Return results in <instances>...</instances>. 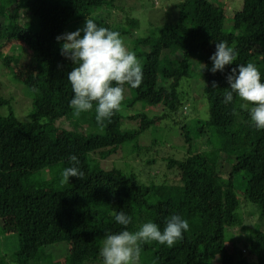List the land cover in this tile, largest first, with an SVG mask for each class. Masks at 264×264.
Masks as SVG:
<instances>
[{
    "label": "trees",
    "instance_id": "16d2710c",
    "mask_svg": "<svg viewBox=\"0 0 264 264\" xmlns=\"http://www.w3.org/2000/svg\"><path fill=\"white\" fill-rule=\"evenodd\" d=\"M128 5L127 0H0V49L8 47L2 68L27 79L32 103L21 119L15 93L6 98L7 83L0 79V106L10 109L0 114V242L11 230L18 236L10 259L5 251L0 264H103L99 253L106 234L134 232L149 221L163 231L172 215L186 219L189 230L172 247L143 244L153 250V264H264V129L251 119L254 105L235 93L224 103L230 91L226 77L233 68L238 74L239 64H255L264 83V0H243L231 17L224 0H177L170 10L175 19L145 35L136 32L142 22L127 12ZM119 12L126 21L119 20ZM87 18L119 32L142 63L141 85H124L121 110L104 127L97 124L95 104L74 118L67 74L76 65L61 55L56 39L83 28ZM221 41L238 56L213 73L211 56ZM203 52L199 72L209 116L188 119L190 92L181 88L182 80ZM17 65L33 71L31 83L20 79ZM138 102L163 103L158 121L167 118L166 128L184 140L185 157H161L164 176L158 181L142 180V170L104 162L157 123L147 113H123ZM62 118L70 125H58ZM126 121L137 126L125 127ZM72 155L85 177L61 183ZM58 164L59 175H43ZM170 170L177 181H170ZM121 211L132 217L126 229L114 219ZM61 243L65 252L57 257L52 249Z\"/></svg>",
    "mask_w": 264,
    "mask_h": 264
},
{
    "label": "clouds",
    "instance_id": "9594fccd",
    "mask_svg": "<svg viewBox=\"0 0 264 264\" xmlns=\"http://www.w3.org/2000/svg\"><path fill=\"white\" fill-rule=\"evenodd\" d=\"M56 39L62 42L61 55L76 65L67 74L74 92L70 101L74 118L91 111L95 104L97 124L104 127V121H110L121 110L124 85L129 84L133 88L141 85L143 71L140 59L126 47L119 32L98 27L90 18L86 19L83 28ZM237 56L227 41L216 43V51L211 56V71L223 72L225 65L233 64ZM226 79L230 91L225 93L224 103H231L235 93L242 101L254 105L249 109L251 119L258 129H264V83L257 66L251 62L239 64L238 74L237 68H233ZM212 87H217L215 81ZM70 160L72 166L63 170L61 183H69L70 177L79 180L85 177L78 158L72 155ZM114 219L125 229L132 222V217L123 211L114 214ZM188 230V221L179 215H172L163 231L158 224L149 221L134 232L122 230L118 234H106L99 254L103 264H138L143 244L155 241L172 247L183 239Z\"/></svg>",
    "mask_w": 264,
    "mask_h": 264
},
{
    "label": "rangeland",
    "instance_id": "374dc122",
    "mask_svg": "<svg viewBox=\"0 0 264 264\" xmlns=\"http://www.w3.org/2000/svg\"><path fill=\"white\" fill-rule=\"evenodd\" d=\"M177 0H127V3L129 4L127 6V12H132L138 14L139 19L142 22V25L139 30H136L139 34H147L152 29L164 26L167 22L174 20V14L171 10V7L174 3H176ZM226 4V10L228 15L230 17L233 15V10L235 8L241 9L243 5V0H224ZM119 20L123 21L125 19L124 14L122 12H119ZM155 27V28H153ZM143 30V31H142ZM126 47L130 50V44L127 41H124ZM20 45V44H18ZM21 47V46H20ZM8 50V47H2L0 49V79L6 82L7 84L3 85L2 93L5 95L6 98H9L10 91L15 93V100H14V110L16 114L21 118H27L29 112L32 110V103H31V97L28 94L27 90L28 87H25L27 85V79L24 81H20L18 78H16L13 74L9 73L8 68H2L3 63V57L6 55V51ZM20 52L16 51L15 53ZM206 52H203L199 56V60L195 62L187 75V77H184L182 80V89H188L190 92V99L187 107H184V113H186V116L188 119H193L196 117L200 118H206L209 116V100L207 98V95L204 91V78H202L201 73L199 72V68H202V61L205 56ZM196 60V59H195ZM32 66V64H30ZM15 70L17 71L18 75L20 76V79H24L25 77H28V80L30 82V79L32 78L33 71L29 70H23L21 71V68L17 65L15 67ZM26 71V72H25ZM24 73V74H23ZM23 74V75H22ZM31 83V82H30ZM185 86V87H184ZM24 99V101H23ZM31 104V106H30ZM190 104V107H189ZM22 106V107H21ZM24 106V107H23ZM123 113L124 114H132V113H147L149 116H155V123L152 125L149 129H147L145 132L141 134V136L138 138V142H132L130 144H125L124 149L120 150L117 154H113L112 156L108 157L104 162L107 163V166L110 167L112 165H117L120 168L124 169H135L137 171L141 172V178L144 181H150L155 180L158 181L164 176V166L165 162L161 160V157L164 155H172L176 158H183L186 155V152L184 151L183 147V137L181 136H175L176 131H169L166 127L168 126V119L162 118V120L158 121L160 118V113L165 112V109L163 108V103L159 105H153L150 103H143L138 102L132 107H124ZM10 111L9 105H2L0 106V114H7ZM160 115V116H159ZM181 115L177 117V119H180ZM135 122H129L126 121L124 126L125 127H136L137 125L134 124ZM60 126H69L70 122L68 119L62 118L57 122ZM176 125L172 127L175 128ZM153 141H156L154 144ZM166 142L167 144H164ZM139 144V145H138ZM149 147L151 148V151H147L145 148ZM141 153L138 154L139 150ZM153 157H157V161L155 163L147 164L145 161L148 159H151ZM143 162H145V165L143 167ZM62 172L61 165H56L53 168H48L43 171V175L46 178H54L55 176L59 175V173ZM170 181H177L178 177L177 175L172 171H167ZM62 176V174H61ZM8 225V223H7ZM11 227V226H10ZM3 236H0V239H2ZM103 243V242H102ZM101 243V247H102ZM18 244V236L16 231H10L6 236H4V239L0 242V257L2 253L5 251L9 254L7 259H10V254L13 250L16 249ZM57 246L52 249L55 253V255L58 257L59 255H63L64 246H66L65 243L56 244ZM234 249H237V246H232ZM239 247V246H238ZM240 249V248H239ZM239 251V250H238ZM236 251V253H238ZM156 260V257L154 256L153 250H145L142 249L139 262L138 264H153Z\"/></svg>",
    "mask_w": 264,
    "mask_h": 264
}]
</instances>
